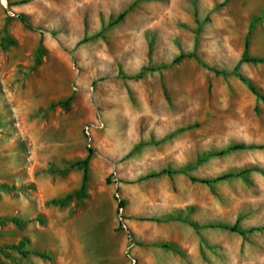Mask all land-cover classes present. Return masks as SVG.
Here are the masks:
<instances>
[{"label":"rangeland","instance_id":"rangeland-1","mask_svg":"<svg viewBox=\"0 0 264 264\" xmlns=\"http://www.w3.org/2000/svg\"><path fill=\"white\" fill-rule=\"evenodd\" d=\"M250 30L247 56L264 57V0H0L2 113L29 104L64 152L27 168L40 185H14L0 151V264H78L85 249L140 264L136 248L164 243L185 264H264V62L242 61ZM89 149L84 196L55 201L80 189L73 163ZM235 223L246 232L220 227Z\"/></svg>","mask_w":264,"mask_h":264},{"label":"crops","instance_id":"crops-1","mask_svg":"<svg viewBox=\"0 0 264 264\" xmlns=\"http://www.w3.org/2000/svg\"><path fill=\"white\" fill-rule=\"evenodd\" d=\"M7 79L3 77V73H0V128L6 129V126L11 127L8 140L0 139V151H6L7 162L9 168L10 183L14 185H20L22 183H29L30 179H34L39 185L41 179L35 178L33 173H27L29 166H38L39 161L47 162L52 152L51 157L62 158L64 152L60 153L63 148L59 143L49 142L48 129L44 130L38 127L35 120L31 117V110H29V104H26L23 108H16L15 111L9 110L8 114L11 117V121L8 123L5 121L8 114L2 113V105L6 103L7 97H9L11 89L6 85ZM16 89V88H15ZM12 94V93H11ZM5 106V105H4ZM10 109V108H9ZM9 117V118H10ZM54 140V139H53ZM41 164V163H40ZM63 184V181H62ZM56 191H59V187L56 186ZM54 191V192H56ZM165 246L153 245L147 248H136L135 253L140 259V264H185V258L178 253L172 252L170 254ZM175 251V250H173ZM85 255L83 260L78 264H98L93 257V250H84ZM96 260V261H95ZM102 264H113L111 262H104ZM115 264H127L125 258L116 262Z\"/></svg>","mask_w":264,"mask_h":264},{"label":"trees","instance_id":"trees-1","mask_svg":"<svg viewBox=\"0 0 264 264\" xmlns=\"http://www.w3.org/2000/svg\"><path fill=\"white\" fill-rule=\"evenodd\" d=\"M135 5H136V1L134 3H132L131 5H129V7L124 12H122L116 19H114L112 23H117L118 21H120L125 16V14L128 11H130L131 9L134 8ZM20 18L28 27H33V25L30 24L27 21V19L22 14H20ZM250 28H252V24H251ZM250 33H251V30L247 34V38H246V42H245V52H244V55L242 57V61L264 62V57L249 58L247 56V54H246L247 50L249 48V35H250ZM150 47H152V45H150ZM249 85H250V88L252 89V91L254 93H256V94L259 93L257 88L251 82H249ZM239 147H244V145L232 146V147H229V149H231V148H239ZM92 153H93V149H89V153L86 156V158H84L83 160L76 161V162L73 163L74 166H78L80 169L83 170V179H82V184L80 186V189L76 193L69 194L66 198L57 199L55 201L60 202V203H66L74 196H77V197L84 196L83 193H85V191H86V189L88 187V182H89V168L88 167H89V162H90L91 157H92ZM232 175L233 174H227L225 176H220L218 179H221V178L227 177V176H232ZM107 181L108 182L110 181L109 178H107ZM201 181L205 182V183H211L210 179H201ZM124 205H125V202L123 200H121L120 204H119V208L124 207ZM220 227H224V228H227V229H230V230H233V231H239L242 234H244L246 232V229L240 228V226L237 223H235L233 225L221 224ZM250 229H256V227H251ZM163 246H165L167 248H173V249L175 248V249H177L176 247H174L170 243H164ZM21 253L23 255H27L30 252L22 250ZM36 254H38V255H40L42 257L44 256V254L42 252H36Z\"/></svg>","mask_w":264,"mask_h":264},{"label":"built area","instance_id":"built-area-1","mask_svg":"<svg viewBox=\"0 0 264 264\" xmlns=\"http://www.w3.org/2000/svg\"><path fill=\"white\" fill-rule=\"evenodd\" d=\"M124 226H125V224H124ZM129 249H130V246L126 249V251H129ZM135 263H136V259H134V257H132L131 262L129 264H135Z\"/></svg>","mask_w":264,"mask_h":264}]
</instances>
